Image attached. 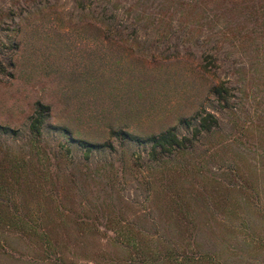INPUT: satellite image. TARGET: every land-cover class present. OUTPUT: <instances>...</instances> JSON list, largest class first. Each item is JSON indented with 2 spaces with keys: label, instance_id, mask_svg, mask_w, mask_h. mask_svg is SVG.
Masks as SVG:
<instances>
[{
  "label": "rangeland",
  "instance_id": "1",
  "mask_svg": "<svg viewBox=\"0 0 264 264\" xmlns=\"http://www.w3.org/2000/svg\"><path fill=\"white\" fill-rule=\"evenodd\" d=\"M194 1L143 0L163 22L109 41L85 32L74 0H49L54 16L23 27L18 50L5 31L15 23L1 26L0 53L14 66L0 77V125L11 131L0 134V157L13 170L27 163L6 189L12 215L26 217L0 226V264H49L47 242L75 264H264V8ZM222 85L219 103L212 89ZM37 101L51 110L45 154L28 130ZM200 112L218 128L176 158L149 161V144L112 134L191 138L183 121L196 125ZM77 140L98 146L94 180ZM174 247L188 259L161 255Z\"/></svg>",
  "mask_w": 264,
  "mask_h": 264
},
{
  "label": "trees",
  "instance_id": "2",
  "mask_svg": "<svg viewBox=\"0 0 264 264\" xmlns=\"http://www.w3.org/2000/svg\"><path fill=\"white\" fill-rule=\"evenodd\" d=\"M77 4L76 7H79L85 13L80 14L81 20H85V32L94 31L96 32V37L101 41H109L110 39L121 36L127 32L135 35V33L140 32H150L154 31L153 27L161 24L163 22L162 14L156 9L151 12L149 9H142L143 0H74ZM218 3V8L216 10H221L225 6L248 8L249 5H252L255 8H264V0H214ZM190 2H196L190 0ZM188 12L191 13L192 9L196 4H188ZM152 8V7H151ZM191 9V11H190ZM54 6L49 2V0H10L7 7L0 6V28L3 24L15 23L11 27H6L5 31L9 34L8 36L13 40H17L14 45V50H18L21 46V38L23 27L28 26L31 20H37L42 22H48L55 14ZM227 10V9H226ZM158 12V13H157ZM159 27V26H158ZM160 28V27H159ZM158 31V30H157ZM156 31V32H157ZM173 31L172 27L170 30L164 32L162 35H167ZM227 34L226 32L223 36ZM161 35V36H162ZM123 36L120 38L122 39ZM166 37V36H165ZM96 40V39H94ZM12 44V43H11ZM216 51V50H215ZM218 51V50H217ZM212 56V51L207 52V56ZM14 63L11 56L0 53V77L6 78L13 69ZM213 95L220 102H226L227 100V90L224 86H216L212 89ZM50 107L37 101L33 105L32 115L29 119L28 130L30 133V143L37 148L38 151H41L45 154L44 147L40 146L43 139V129L50 118ZM197 120L196 125H191V121H183L187 127L191 128V138L188 137H179L174 129H169L164 132L159 133L156 136L148 137L147 139H140L132 134L126 133L123 130L112 133L121 144L125 141L136 142L139 144H149V161L158 162L162 161L163 157H173L182 156L192 147V143L200 138L202 135H208L216 130L219 126L218 119L210 113H198L195 117ZM11 131L7 127L0 125V134L7 135ZM73 140V139H72ZM78 147L84 152L81 165L85 164V178H90L94 180L92 176L98 175L99 170L95 173L89 169L88 162L90 161L92 151L94 148H98L97 145L89 143L84 140L76 141ZM17 166L16 168L9 169L8 162L2 157H0V226L5 227L8 223L10 224L14 218H25L23 215H12L14 206L12 200L9 197V191L12 185V182L15 180L16 183L19 181V172L18 175H15L16 169L24 168L27 161L25 158L16 159ZM4 161V163H2ZM80 172L83 173V170L80 169ZM10 175L12 179L8 181L4 176L6 174ZM5 174V175H4ZM94 174V175H93ZM156 181L154 180V184ZM163 187V185H161ZM7 189V190H6ZM102 211V210H101ZM8 212V214H6ZM10 214V215H9ZM176 217L174 219L179 221L181 224L185 223V219L188 214H181L179 211L174 213ZM94 215V214H93ZM92 215V216H93ZM103 212H95L96 218L99 216L102 217ZM8 216V218H7ZM119 218V217H118ZM116 219V223L120 224L123 222L122 219ZM92 220V217L86 215L85 221ZM94 220V218H93ZM24 222V220H22ZM110 222H113L111 220ZM29 230L32 227L28 228ZM43 237L46 236L45 231H37ZM30 233L35 234L33 231ZM43 260L49 264H75L67 263L66 258L63 253L51 247L49 242L46 243ZM164 252V253H163ZM138 255V254H137ZM161 255L167 257V261L176 260L177 257H180L181 262L183 259H188L185 254L181 253L177 247L171 249V251H162Z\"/></svg>",
  "mask_w": 264,
  "mask_h": 264
}]
</instances>
